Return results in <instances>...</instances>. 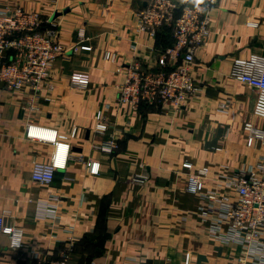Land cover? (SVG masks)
Instances as JSON below:
<instances>
[{
	"label": "crops",
	"instance_id": "1",
	"mask_svg": "<svg viewBox=\"0 0 264 264\" xmlns=\"http://www.w3.org/2000/svg\"><path fill=\"white\" fill-rule=\"evenodd\" d=\"M174 1L206 5L211 18L192 68L196 93L180 109H131L119 101V67L139 61L157 70L174 43L170 27L138 32L147 0H0V11L19 5L53 21L62 48L35 100L38 111L27 108L28 91L0 87V214L9 212L5 225L24 231L20 249L0 237V264L53 261L64 252L74 264H238L245 255L242 244L210 233L218 214L207 212L205 194L237 200L228 179L264 163V144L248 146L243 131L247 122L264 130L254 115L258 92L230 77L234 59L264 55V0ZM73 73L89 76L86 89L71 86ZM98 113L105 135L94 130ZM30 124L66 135L77 129L67 167L49 185L31 172L34 162H50L53 145L27 138ZM112 139L113 153L95 148ZM203 167L205 192L193 195L188 178ZM142 173L148 181L136 182Z\"/></svg>",
	"mask_w": 264,
	"mask_h": 264
},
{
	"label": "built area",
	"instance_id": "2",
	"mask_svg": "<svg viewBox=\"0 0 264 264\" xmlns=\"http://www.w3.org/2000/svg\"><path fill=\"white\" fill-rule=\"evenodd\" d=\"M180 10V13L177 12ZM48 26V27H47ZM173 30L174 44L165 49L159 58L157 70L145 69L139 61L121 66L119 74L125 76L119 85V101L131 109L142 104L156 103L180 109L187 105L196 93L192 68L196 52L203 47L211 34V18L206 5H179L174 0H147V6L138 13V32L155 36L162 27ZM57 25L44 19L39 13L27 11L19 5L0 11V87L11 92L28 91L27 108L38 111L36 98L49 79L52 67L60 55ZM110 54L105 53V58ZM230 77L251 86L258 92L254 115L264 119V55L252 54L248 58L232 61ZM89 76L83 73L71 75V86L86 89ZM228 106L220 105L222 111ZM2 113L0 110V121ZM95 133L105 135L109 126L102 113H98ZM247 145L264 144V130L247 122L243 126ZM77 135V129L70 135L39 125H28L27 138L53 145L50 162L36 161L32 167V180L40 185L53 182L57 171L67 167L70 156V141ZM98 150L113 153L116 144L108 140L95 145ZM191 167V165H189ZM98 171L95 165L92 172ZM209 168L196 169L188 178V191L202 195L206 189ZM138 183L148 181L146 174L135 175ZM227 185L237 193V200L217 191L205 194L209 204L207 212L218 217L210 233L214 237L238 242L243 245L245 255L238 258V264H264V163L258 169H250L239 177L228 179ZM211 206V207H210ZM206 212V213H207ZM0 214V237L8 235L12 249L23 246L24 231L5 225V216ZM205 213V215H206ZM227 226V232H223ZM187 258L186 264H189ZM36 264H74L68 252L58 260L38 259Z\"/></svg>",
	"mask_w": 264,
	"mask_h": 264
},
{
	"label": "trees",
	"instance_id": "3",
	"mask_svg": "<svg viewBox=\"0 0 264 264\" xmlns=\"http://www.w3.org/2000/svg\"><path fill=\"white\" fill-rule=\"evenodd\" d=\"M165 27H166V26H165ZM162 28H163V27H162ZM173 44H174V43H173ZM173 44H172V45H173ZM172 45H171V46H172ZM171 46H170V47H171ZM167 48H169V47H166L165 49H167ZM165 49H164V50H165Z\"/></svg>",
	"mask_w": 264,
	"mask_h": 264
}]
</instances>
